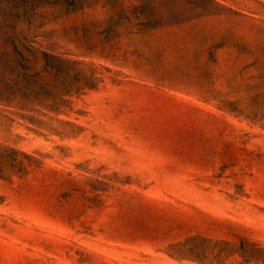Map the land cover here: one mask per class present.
<instances>
[{"label":"rangeland","instance_id":"rangeland-1","mask_svg":"<svg viewBox=\"0 0 264 264\" xmlns=\"http://www.w3.org/2000/svg\"><path fill=\"white\" fill-rule=\"evenodd\" d=\"M0 264H264V0H0Z\"/></svg>","mask_w":264,"mask_h":264}]
</instances>
